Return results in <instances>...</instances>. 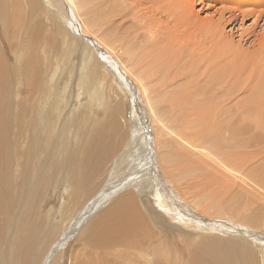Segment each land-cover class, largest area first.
Returning a JSON list of instances; mask_svg holds the SVG:
<instances>
[{"label":"bare ground","instance_id":"1","mask_svg":"<svg viewBox=\"0 0 264 264\" xmlns=\"http://www.w3.org/2000/svg\"><path fill=\"white\" fill-rule=\"evenodd\" d=\"M136 1L131 0L133 3ZM204 1L186 0L183 4L186 15L196 17L198 21L196 23L201 27L191 30L193 27L191 26V31L186 30V35H183L186 38L184 47H186L187 62L182 67L184 72L177 74L178 77L171 76V73L167 72L171 59L175 58L174 55L171 56L167 52V61L164 62L165 58L158 57L157 49H152L151 46L152 52L149 50L148 55L147 50L144 52V57L151 55V65L145 66L146 59L143 58L145 49L142 48L144 46L141 47V43L144 42L136 40L129 46L131 49H144L136 55L138 65L145 66L142 67V76L148 78L146 82L156 81L155 90L142 83L144 82L142 76L140 80L136 79L142 81H137L139 82L137 85L141 91L142 88L151 90L149 92L161 90L163 94L164 104H158L157 100L153 101L151 98L153 113L159 122L157 142L159 144L161 139H164L162 149L170 152L160 161L163 167H159L163 169V175L168 177L170 174L175 182L177 175L186 173L184 171L186 164L184 161L177 163L176 159L173 161L174 154L181 157L185 154L192 156L191 154H197L192 148L197 149L200 155L212 159L216 166L225 169L224 171L230 175L227 176L214 168L211 170V175H214L211 183L217 187L216 193L229 189L226 185L232 186L236 191L239 189L243 191L245 198H256L263 205L255 207L256 209L248 214L243 209L245 204L243 196L239 200L232 199L223 203L218 199L215 203L220 202V204L215 207V212L210 217H219L222 213L231 218L238 215V218L247 221L250 225H257L258 220L264 222V208H262L264 199H258L252 190L262 191L263 181L260 177L264 179V174L258 175L260 172L256 170L263 169L264 172V163L257 169H255L256 165L250 169L245 168L243 163L253 155L257 157L264 155V30L256 31L261 27L262 20L264 22V9L247 13L244 9L247 10L248 7L243 6L244 13L240 14L234 9L235 5L241 7L242 0H211L222 7L215 9L216 16L207 18L208 20L205 18L200 20L197 19L199 15L195 9L198 6L205 7ZM208 2L210 3V0ZM260 2L261 0L255 1L257 8ZM112 3L114 7L115 1ZM209 3L207 11L212 10L215 5ZM29 4L34 10L39 8L36 0H0V264H40L60 226L65 222L67 213L70 209L71 212L77 210V203L84 201L85 197L96 191L95 188L98 186L96 181L99 177L101 179V176L105 177L103 174L107 172V166L114 160L125 139L124 136L120 138L117 136V130L121 127L118 123L120 121L114 120L110 127L106 112H109L107 115L114 116V109L103 101L99 102L103 117L94 116L91 111L93 106L90 105L87 110L91 112L75 129L77 130L75 137L73 139L69 137V128L73 127L76 121L72 116L61 119L64 114H70L72 110L71 96H67L66 93L69 81L61 89L59 76L53 83L56 76L54 60L42 59L38 51L40 47L38 46L39 49L36 50L31 41L35 38L37 30H31V39L26 44L23 42V46H19L16 42V36L23 27L18 29L19 25H25V21L27 23L26 10ZM159 4H164L165 11L173 10L171 0H157L155 5ZM28 9L30 10L29 6ZM146 10L144 9V13ZM114 11L116 14L117 11L121 12L118 8H114ZM252 17L256 18L252 29L242 33L238 45H235L233 35L226 33L225 27L235 28L236 25L241 27ZM181 29H184L183 26ZM179 34L173 36L179 38L177 41H182V36ZM153 35L157 36V33ZM38 42L42 41L38 40ZM169 45L171 44L167 46ZM179 45L181 46V43ZM2 46L8 49L6 53ZM54 49L57 52L53 53L57 54L59 48L56 44ZM181 49L179 48L180 51ZM8 53L14 55V62L8 58ZM165 54H162V57H165ZM160 58L164 61L160 62L161 60H158ZM90 67L83 61L79 68L80 74L76 78L78 85L85 88L81 96L88 97L85 98L87 104L93 103L96 98L93 93H87L86 82L95 83L100 66L95 63ZM86 72L88 73L85 74ZM18 78H21L22 86L26 90L23 96L16 91ZM76 103L73 108H81L78 102ZM167 109L173 113L169 119L178 115L179 123L170 120L165 124L168 118ZM197 127L201 129L200 134L193 133V129ZM187 129L189 132H186ZM255 148L257 151L253 154ZM234 150H237V155ZM251 153L253 155H250ZM121 159H124L123 156ZM261 159L264 161V157ZM112 166L115 172L118 169L116 163ZM173 168L174 172L171 175ZM222 180L225 181V187L218 186ZM212 184L208 180L205 189H210ZM149 185L154 187L151 179ZM144 187H147V183ZM172 187L176 189L174 192L179 190L177 197L181 196L180 193L185 194V190L182 192V188L176 187L175 183ZM52 188L62 191L59 192L58 207L54 206L44 211L41 206L43 196ZM230 193L234 194L232 190ZM258 194L260 195L259 192ZM174 196L171 194L169 198ZM216 199L215 197L214 200ZM152 201L157 211L154 206H150L152 203L149 205L146 202L144 207L138 205L133 193L110 201L108 207L94 217L83 231L79 239L80 248L70 252V264H117L115 260L122 264H264V257L261 256L264 246L258 242L259 240L250 243L248 237H244L249 234L238 231L241 235L234 236L232 230L225 225L220 226L223 228L218 230L210 228L203 231L204 228L199 223L194 222V226L192 222L185 223L182 220L186 218L183 215L186 207L169 206V201L159 191L153 194ZM251 204H246V207ZM163 210L171 213V216L158 214ZM164 219H167L169 224H164L162 222ZM178 219L182 220L183 226L186 227V224L189 226L183 228L174 224L173 222ZM253 246H260L261 249L257 250ZM66 257L64 253L52 264H64Z\"/></svg>","mask_w":264,"mask_h":264},{"label":"rangeland","instance_id":"2","mask_svg":"<svg viewBox=\"0 0 264 264\" xmlns=\"http://www.w3.org/2000/svg\"><path fill=\"white\" fill-rule=\"evenodd\" d=\"M36 1L39 3L38 9L34 10L32 7H30L29 4L28 5L30 8L29 10L27 6V10H26V13L28 12L26 14V18L28 17L26 19L27 23L25 21V25L24 24L19 25L20 27H18V29L19 28L21 29L22 26L23 27L21 30H19L18 35L16 36V42L19 44V46L20 45L23 46L31 39V35H30L31 30L33 29L37 30L35 32V38L31 41L33 42V45H35L36 50H38L40 47L38 51L42 59L48 58L47 60H54L53 65L56 76L54 77L53 83L56 82L57 79L56 77L59 76V80L62 82L61 83L60 81H58L61 89L64 87V84L69 81L68 82L69 88L66 91V93L67 96L69 97L71 96L70 99L73 102L71 108L72 110H70L71 112L70 114L67 113L64 114L61 117V119H63V117L67 118L68 116H72L73 120L76 121V123L78 122L77 124L75 123V125H73L74 128L72 126L69 128L70 131L68 132V135H70L69 137L71 139L75 137V133L77 132V130L75 129H77L79 123L83 120V118L87 117V114L90 113L91 111L94 116L103 117L101 115L103 112L102 106L99 103L103 101L109 107L112 106V109H114L113 110L114 116L113 115L111 116V114L107 115L109 112H106V118L109 119V123H110L108 124L111 127L112 126L111 124L112 122H114V120H116L117 122L120 121L118 123L121 127L117 130V136L119 138L121 136H124L125 138L123 145L118 151L114 160H112V162L107 166V172L103 174L105 177L101 176L102 178L99 179L100 178L99 177L98 180L96 181L98 183V186L95 188L96 191L93 194H89L87 198L85 197L84 201L81 200L82 202L77 203L78 204L77 205L78 208H76L77 210L71 212L70 209V212L67 213L65 222L60 226L53 243L49 247L48 252L45 254L40 264H52V262L58 256L64 253L65 255H67L66 259L64 260L65 261L64 264H70L69 261V257H70L69 255H71L70 252L71 253L72 251L75 252L76 249L78 250L80 248L79 247L80 236L82 235L86 227L89 225V223L92 221V219L97 215H99L101 211L106 209L108 205L111 203L110 201H113L114 199L119 198L122 195L123 196L127 195L129 193H133L136 196V202L138 205L144 207L146 202H148L149 205L152 203L150 205L152 207L154 206V201H152L153 194L156 191H159L160 194L163 195L167 199V201H169L168 202L169 206H175L176 208L182 206L186 207V212L185 214H183L184 216H186V218L182 219L185 223L186 221L187 222L190 221L192 222V225H194V222H197L201 226H203L204 228L203 231L210 230V228L212 229L217 228L218 230L223 228L220 226L225 225L226 228L232 230L231 233L234 236H236V234H238L237 236L241 235L239 232H245L249 235L248 236L245 235L244 237H248L247 239H249L248 241L250 243H252L251 241L253 240L254 241L259 240L258 242H260V244L262 243V245L264 246V227H263L264 222H261L260 220L258 221L256 220L257 222H259L257 223V225H250L247 221L238 218V215H234L235 218H231L228 215H225V213H222V215L219 214V217H210V215H212L215 212V207L220 204V202L215 203V201H217L218 199H220V201H222L223 203V202H228L232 199L239 200L243 196V191H241L240 189L236 191V188H232V186H228V185H226V188L229 187L230 191L232 190L234 194H231L229 189H224L223 190L224 192L216 193L217 187H214V184L211 183V181L214 180V175L213 176L211 175V170L214 168L222 173H225L227 176L230 175L224 171L225 169H221L220 167L216 166L212 159H209L205 155H200L198 153L200 151H198L195 148L193 149L191 146L189 147L192 148V151L194 152L196 151L197 154H195L194 152H193L194 154H191L192 156L185 154L182 156L184 157L183 159L181 156H177L174 154L173 161H175L174 159H176L177 163L179 162L182 163L184 161V164H186V169L184 170L186 173H184V175H179V176L177 175L176 177L177 179H175V182L173 178L170 177V174L168 177L163 175L164 171L161 167H159L162 166L161 165L162 163L160 162L161 159L166 158L165 155L170 154V152L162 149L164 148L162 147V143L164 142L163 141L164 139H161L159 144L157 142L156 135L159 132L158 129L159 127H157L159 126L158 124L159 122H157V119L154 116L152 103L154 100H157V102H159L158 104L162 103L163 94H161L162 93L161 90L155 92H149L151 90H155L156 81L151 80L150 82H146L148 78L142 76V69L145 66H149L150 64V60L152 57H150L151 55L147 57V55H148V51L152 46V49H157V53H159L158 57L161 56V58H165V61L163 60L164 62L167 61L168 54L171 56L173 55L175 56V58L171 59L172 62L169 63L170 65H168V67L170 66V68L167 67V72L168 73L170 72L171 76H177V74L184 72V70H182V67L185 65L187 61H186V47H184L186 45V38L183 35H186V33L190 32L191 30H197L199 29L198 27H201V25H197L196 22L198 21L196 20V17L193 18V16L186 15V9L183 6V4L186 3V0H171L172 2L171 8L173 9L172 11H165L166 9L164 7V4H159L158 6H156L155 3L157 0H141V1L137 0L136 3L139 6L136 3H133L135 2V0H132L133 2H131V0H114L115 1L114 7H112L113 5L112 2H114L113 0H36ZM198 1L199 0H197V2ZM200 1L203 2L204 0H200ZM254 1L256 0H242V3L240 4L242 8L235 5L236 8L234 9V11L240 14H243L244 11L245 12L247 11V13L248 12L254 13L255 11H257V9L258 11H261L262 4H260V7L257 8L255 6ZM204 2H205V7L203 6L204 9L202 6L200 7L198 6L195 9V12L199 15V18L197 19L200 20L204 18L207 19L212 16H216L215 9L222 7L217 5L216 1L214 2L210 0L209 3L208 0L207 1L205 0ZM211 2L214 3L215 5L213 4L214 8L212 10L210 9L211 10L210 12V10L207 11V9H208V3L212 4ZM243 6H245V8L248 7L246 8L247 10H245ZM250 6H252L251 8L253 10L250 8ZM114 8H118L121 12L117 11L116 14ZM144 9L145 10L147 9L145 13H144ZM255 19L256 18L252 17L249 21L244 22L243 26L241 27L240 25H236L235 28L233 27L234 31L232 30L233 29L232 27H227V26L225 27L226 33H228L229 35H233V40L235 42V45H238L242 33L249 31V29H252L253 27L252 24ZM178 22L183 26L184 29H181L182 26L179 25ZM262 24H264L263 20L260 25L261 27L256 30L257 32H261L262 30H264V26ZM108 25L110 27H108ZM194 27L195 29H193ZM23 28L26 29L23 30ZM166 28L168 30H166ZM172 31H174V33L176 34H174ZM151 32L152 34H150ZM43 33H45V35ZM154 33H157V36H154L153 35ZM178 33L181 34L182 41L181 40L177 41L179 40V38L173 36V35H177ZM159 35L161 36L159 37ZM156 37L158 38L155 39ZM47 39L52 40L53 42L50 43V41ZM38 40L39 41L41 40L43 44L42 42H38ZM136 40L140 42L142 41L146 44L145 45L144 43L143 44L141 43V47L144 46L142 47L145 49V50L143 49L144 51L142 50V48H135V49L129 48V46L134 44ZM147 40L150 41L149 45ZM23 42L24 44H22ZM111 42L113 45L111 44ZM54 43L59 48L57 54L53 53V52H57V50L55 51L54 49V45H55ZM167 43L171 44L169 45L170 48L169 46H167L168 45ZM179 43H181V46L179 45ZM176 44L178 45V47ZM50 45L51 48L54 49V51L50 48ZM179 48L180 49L183 48V50L181 49L180 51ZM2 49L4 50L5 53L8 50L5 46H2ZM140 50L143 51V58L146 59L145 60L146 62L144 64L145 66H142L140 64L138 65L137 62L136 55L139 54V52H141ZM145 51L147 52L146 57H144ZM150 52L152 51L150 50ZM165 52L166 54L168 52V54L166 55ZM162 54H165V57L164 56L162 57ZM7 56L8 58H10L11 62L15 61L13 54L8 53ZM176 56H177V60H176ZM161 58L158 60H161ZM134 59L136 60V64ZM83 61L89 67L90 66L92 67V64L94 66L95 63L99 64L100 66L98 75L96 76L95 83L86 82L87 93L88 94L93 93L96 98L93 103H89V104L86 103L87 102L86 99L88 97L81 96V94L84 93L85 88H82L80 85H78L79 82L76 81V78L78 77L77 75L80 74V69H79L80 65ZM139 61L141 62L140 58ZM163 61L161 60L160 62ZM87 73L88 72H86L85 74ZM141 76L144 77L143 78L144 82L139 81ZM137 81L142 82L144 84L146 83L145 85H147V87H149L151 90H145L146 88L145 89L142 88L143 91H141V89L138 88L137 83L139 82ZM16 83H17L16 86L17 93L23 96L26 90L25 87L22 86L21 78H18ZM144 90L147 92H145ZM141 96L143 98L145 97V99H143ZM151 98L153 99V101L151 100ZM97 99H99V101ZM76 102H78L81 108L79 109H77L78 107L76 109L73 108V106L77 105ZM90 105H92L93 107L92 110L88 112L87 109ZM115 105L117 106L118 109L116 108ZM151 105H152V109H151ZM63 106H65L64 103ZM169 112L170 110L168 111L167 109L166 116L168 115V118L166 119L165 124H167L170 120L173 123H179V121L177 120L178 115L173 119H169L173 116V113L171 112L169 113ZM79 119L81 120L79 121ZM200 128L198 127L194 128L193 133L200 134L199 133L201 132ZM188 130L189 129H187L186 132H189ZM137 144L139 147L137 146ZM141 150L143 151L141 152ZM234 151H235V155H237V150ZM256 151L257 149L255 148L253 150V154H255ZM253 154L251 153L250 155ZM122 156L124 159H121ZM263 157L264 155H261L260 157L253 155L250 157V159L247 162L243 163V166L245 168L250 169V167L256 165L255 169H257L263 165L264 161H262L261 159ZM115 163L118 169H116V171L114 172L112 165H114ZM188 164H190V166ZM243 166H241V168ZM205 167H208V169H206ZM256 171L260 172L258 173V175H260L261 173L264 174V172H262L263 169L260 170L257 169ZM173 172H174V168L171 171V175L173 174ZM112 175L114 176L111 177ZM254 175L255 173L253 174V176ZM164 176L165 178H163ZM149 179H151L152 184H154L153 188L150 187L149 185ZM207 179L210 180V184H212V187L208 190L205 189L206 185L208 184ZM260 179L263 181V183L261 184L263 186L261 187L262 191H257V190H252V191L254 195L258 196L257 197L258 199H264V190H263L264 179L262 177H260ZM146 183H147V187L145 188L144 184ZM174 183L176 187L182 188V192H184L185 190L184 192L185 194H183L184 197H182L183 196L182 193H180L181 195L180 197L179 195L177 197V194H179L178 193L179 190L177 189V192H174L176 191L175 187H172V185L174 186ZM224 184L225 181L222 180L218 183V186L221 187L222 185V187H225ZM59 192L62 193V191L58 190L57 188H52L51 191L47 192V194L43 196L41 206L43 207L44 211H47L54 206L56 208L58 207ZM103 192L105 194H103ZM258 192L260 193V195L258 194ZM150 194L151 196H149ZM171 194L173 196L176 195L174 196V198L176 199L171 197L169 198V195ZM165 195L168 196L166 197ZM213 195H215V197L217 198L216 200H214L215 197H213ZM243 198H244L243 203H245L243 209H245L248 214L253 212V210L256 209L259 205H262L261 201L256 200V198L253 197L245 198L244 196ZM80 199L78 201H80ZM253 199L255 200L252 201ZM246 204L247 205L251 204V205L246 207ZM153 208L155 210L157 209L156 206H154ZM203 210L205 213L203 212ZM162 213L165 214L164 215L165 217L171 216V213L169 214L164 210L163 212L158 214H162ZM172 216L176 217L174 215ZM182 220L178 219V221L173 223L176 225H180V227L183 228L188 227L189 225L187 224L186 227L182 225ZM166 221L167 219L162 220L164 224H169V221L167 222ZM152 224L155 226L154 223H151V225ZM190 231L192 230L190 229ZM173 234L175 235L177 233H173ZM253 247L256 248L257 250L261 249L259 248L260 246L257 247L253 246ZM261 256L264 257V247L262 249ZM116 261L117 264L119 263L122 264L120 261L118 262V260H115V262Z\"/></svg>","mask_w":264,"mask_h":264},{"label":"crops","instance_id":"3","mask_svg":"<svg viewBox=\"0 0 264 264\" xmlns=\"http://www.w3.org/2000/svg\"><path fill=\"white\" fill-rule=\"evenodd\" d=\"M254 3H255V1H254ZM260 4H262V8L261 9H264V0H261V2H260ZM260 4L258 5V7H260Z\"/></svg>","mask_w":264,"mask_h":264}]
</instances>
